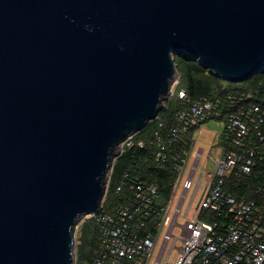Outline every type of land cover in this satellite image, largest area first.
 Segmentation results:
<instances>
[{"label":"water","instance_id":"1","mask_svg":"<svg viewBox=\"0 0 264 264\" xmlns=\"http://www.w3.org/2000/svg\"><path fill=\"white\" fill-rule=\"evenodd\" d=\"M178 53L258 75L264 0H0V264H75L78 224L159 115Z\"/></svg>","mask_w":264,"mask_h":264},{"label":"built area","instance_id":"2","mask_svg":"<svg viewBox=\"0 0 264 264\" xmlns=\"http://www.w3.org/2000/svg\"><path fill=\"white\" fill-rule=\"evenodd\" d=\"M179 85L178 77L170 95L183 100L186 93ZM238 97L243 101L251 95L241 93ZM229 99L236 100V96ZM218 118L217 106L205 98L192 103L189 110L179 111L177 125L170 128L166 139L159 130L155 132L161 147L157 159L166 162L165 150L184 133ZM223 123L228 139L240 148L251 128L260 132L264 110L259 105L236 108ZM195 142L196 138L190 150L172 156L176 177L165 203H159L156 185L133 180L127 201L116 206L113 214L102 211L103 199L98 213L83 218V222L93 221L98 230L99 248L92 264H264V202L237 200L224 191L228 178L251 173L255 158H264V149L251 148L247 155L215 145L203 163L205 150L195 148ZM135 144V134L128 136L117 157ZM138 145L142 148L145 142ZM112 168L113 164L106 193ZM124 178L128 180V174ZM122 189L119 185L117 193ZM209 213L216 214L214 221L202 219Z\"/></svg>","mask_w":264,"mask_h":264},{"label":"trees","instance_id":"3","mask_svg":"<svg viewBox=\"0 0 264 264\" xmlns=\"http://www.w3.org/2000/svg\"><path fill=\"white\" fill-rule=\"evenodd\" d=\"M176 64L180 81L179 89L185 91L186 98L183 100L177 96L169 98L157 116L158 119L149 122L142 131L135 133L136 144L125 148L122 155L115 159L110 185L102 206L104 212L113 214L116 206L127 201L133 180L138 183L156 185L160 192L159 203L163 204L167 201L176 177L175 161L172 156L190 150L195 135L201 127L200 125L190 128L177 143L165 150L166 162L157 159L156 156L161 147L155 138V132L159 130L161 138L166 139L170 128L177 125L176 114L179 111L189 110L191 104L201 98L217 106L220 118L215 120L221 122H226L227 116L236 108L259 105L264 110V69L247 81L232 83L213 74L202 62L185 53L177 54ZM241 93L250 94L251 98L240 101L238 96ZM231 95H235L236 100L229 99ZM159 121L163 123L161 128ZM260 132L251 128L244 146L239 148L232 144L223 131L217 145L248 155L251 148L264 149V123L260 126ZM139 141L145 142L144 147H139ZM255 160L256 164L249 175L241 178L233 175L227 179L224 186L227 195L237 200L264 202V158L256 157ZM126 174H128V180L124 178ZM119 185H123V189L118 194L116 190ZM215 215L214 213L205 214L202 219L214 221ZM83 223H88L89 227L82 229L81 226L78 231L75 264H92L94 252L99 248L98 230L93 221Z\"/></svg>","mask_w":264,"mask_h":264},{"label":"rangeland","instance_id":"4","mask_svg":"<svg viewBox=\"0 0 264 264\" xmlns=\"http://www.w3.org/2000/svg\"><path fill=\"white\" fill-rule=\"evenodd\" d=\"M171 97L172 96L169 95L167 97V100ZM222 131H224V123L219 120H210L206 122L205 124H203L197 131L195 135L196 142H197V143L195 142V148L200 147L205 150L203 163L205 162L207 153L209 151L211 140H213V137L215 136V134H221ZM117 152L116 154H118ZM179 192H180V188L178 189L177 193ZM81 226L83 227L82 229H86L89 227L88 223L86 224L83 223V219H81L76 229V237H77L78 231L80 230ZM76 244H77V241H76ZM75 258H76V255H75Z\"/></svg>","mask_w":264,"mask_h":264},{"label":"crops","instance_id":"5","mask_svg":"<svg viewBox=\"0 0 264 264\" xmlns=\"http://www.w3.org/2000/svg\"><path fill=\"white\" fill-rule=\"evenodd\" d=\"M222 134H223V131H222L221 134H215V136L213 137V140H211L210 148H211V147H213V148L216 147L215 145H217V143L219 142V140H220ZM210 148H209V149H210Z\"/></svg>","mask_w":264,"mask_h":264}]
</instances>
